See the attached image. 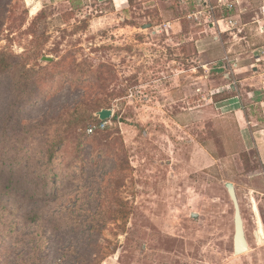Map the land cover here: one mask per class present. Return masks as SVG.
<instances>
[{
	"label": "rangeland",
	"instance_id": "1",
	"mask_svg": "<svg viewBox=\"0 0 264 264\" xmlns=\"http://www.w3.org/2000/svg\"><path fill=\"white\" fill-rule=\"evenodd\" d=\"M197 1L0 0V264H264V164L225 106L264 55L260 1L233 31Z\"/></svg>",
	"mask_w": 264,
	"mask_h": 264
},
{
	"label": "crops",
	"instance_id": "2",
	"mask_svg": "<svg viewBox=\"0 0 264 264\" xmlns=\"http://www.w3.org/2000/svg\"><path fill=\"white\" fill-rule=\"evenodd\" d=\"M114 7L118 10H125L129 7L128 0H112ZM260 0H258L259 2ZM232 3V9L230 11L223 9L224 11L220 17L213 16L214 26L220 24L221 27H224L228 30V28L233 27V29H237L238 26L243 24L242 16L245 12L241 3L242 0H230ZM262 3L260 1V6L257 9L256 17L251 21L254 25L258 26L259 31L261 34H264V16L261 15L260 7ZM118 7V8H117ZM224 17L226 19V23L231 22V24H222L218 23L217 21L220 20L219 18ZM170 27L169 24L166 25ZM234 33V32H232ZM230 33V35L232 34ZM264 49V47H262ZM254 60L259 63V65H251V70L253 71L252 75H245L241 81L242 90H238V95H235L229 102L226 104V107H229L231 110V116H235L236 122L238 124L239 129H241L245 134L248 140H251L253 146L257 149L260 162L264 164V55H255L253 57ZM234 66L237 67L236 71L239 70V66L235 64ZM258 67V68H255ZM235 90V88H234ZM236 92V90H235ZM228 103V102H227ZM246 105V106H245ZM259 106L260 112L259 117L257 119H253L252 114L246 113L247 111H251L252 106ZM112 116V115H111ZM258 126L255 128V126ZM248 134H247V132ZM203 160V158H201ZM201 160L195 162V165H200ZM204 161V160H203Z\"/></svg>",
	"mask_w": 264,
	"mask_h": 264
},
{
	"label": "water",
	"instance_id": "3",
	"mask_svg": "<svg viewBox=\"0 0 264 264\" xmlns=\"http://www.w3.org/2000/svg\"><path fill=\"white\" fill-rule=\"evenodd\" d=\"M111 115V110L103 109L97 112L95 117H98L101 122H105L110 120V118L112 117ZM225 188L233 206V255L239 256L248 252V243L245 237L240 206L236 196L235 188L231 183H227L225 185Z\"/></svg>",
	"mask_w": 264,
	"mask_h": 264
},
{
	"label": "built area",
	"instance_id": "4",
	"mask_svg": "<svg viewBox=\"0 0 264 264\" xmlns=\"http://www.w3.org/2000/svg\"><path fill=\"white\" fill-rule=\"evenodd\" d=\"M191 1H197V0H191ZM260 1H261V3H262V5H261V7H260V12H261V15L264 16V0H260ZM197 2L201 4V7L205 10V12H206L207 15H208V18H211V19H212L213 16H214V14H213V10H214L217 6H218L219 8H223V9H226V10H228V11H230V10L232 9V7H233V6H232V3L230 2V0H217V5H216L215 7L211 6V4H210V0H198ZM219 19H220V20L217 21L218 23L225 22V23H222V24H225V25H226V24H229V25L231 24V22L226 23V20H224V19H226V18H224V17H221V18H219ZM214 24H215V23H212V26H214ZM218 26L221 27L220 24H218ZM232 28H233V27H230V28H228V30L231 31ZM226 31H227V29H226ZM227 88H228V89H232V90H234V86H233V85H232L231 87L228 86ZM96 118L98 119V117H96ZM98 120H99V119H98ZM107 122H108V121L101 122V121L99 120L97 130H99V131L104 130L105 127L107 126ZM94 130H95V128L90 127V128L87 129V133H88V134H92Z\"/></svg>",
	"mask_w": 264,
	"mask_h": 264
},
{
	"label": "trees",
	"instance_id": "5",
	"mask_svg": "<svg viewBox=\"0 0 264 264\" xmlns=\"http://www.w3.org/2000/svg\"><path fill=\"white\" fill-rule=\"evenodd\" d=\"M1 57L2 56H0V64L2 63V61H3V59H1ZM98 82V81H97ZM97 90H100V91H102V90H104L103 89V87H96L95 89H92V91H93V93L95 94V95H97L96 94V92H97ZM105 103V102H102V101H100V100H96L95 102H87V103H85L84 104V106H85V111H83L82 113L84 114V116H85V114H86V118L88 117V118H90L91 116L87 113L88 111H89V109H94V108H97L95 111H101V110H103V109H108V110H111L110 109V107L108 106V107H103L102 105ZM101 105V106H100ZM95 120H97V118H94ZM114 120H115V116H113L112 117V119H111V122H114ZM97 123H99V120H97Z\"/></svg>",
	"mask_w": 264,
	"mask_h": 264
},
{
	"label": "bare ground",
	"instance_id": "6",
	"mask_svg": "<svg viewBox=\"0 0 264 264\" xmlns=\"http://www.w3.org/2000/svg\"><path fill=\"white\" fill-rule=\"evenodd\" d=\"M25 1V3L27 4V5H29L30 6V15H31V17H33L36 13H37V7L34 5V6H31V4H32V0H24Z\"/></svg>",
	"mask_w": 264,
	"mask_h": 264
}]
</instances>
